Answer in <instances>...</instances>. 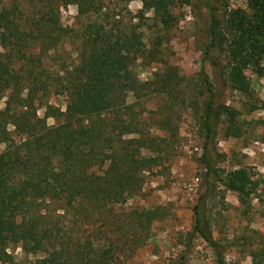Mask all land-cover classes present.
Instances as JSON below:
<instances>
[{
    "label": "trees",
    "instance_id": "trees-1",
    "mask_svg": "<svg viewBox=\"0 0 264 264\" xmlns=\"http://www.w3.org/2000/svg\"><path fill=\"white\" fill-rule=\"evenodd\" d=\"M133 1L162 27L171 23V0H0V264H9L6 250L15 243L34 257L30 264H126L163 218L164 208L131 202L147 178L168 172L177 156V117L166 100L182 81L171 68L138 81L134 61L154 51L145 49L138 26L124 28L108 8ZM214 3L202 0L209 43L190 105L206 177L212 174L213 183L248 209L258 181L244 167L212 171L207 146L218 134L239 138L243 122L238 111L215 102L202 63L213 49L222 53L220 78L246 99V114L257 110L245 71L260 74L264 61V0H246L250 13L229 11L223 23ZM67 5L76 8L80 25L71 33L59 21ZM65 43L76 44L75 58L57 63L53 55ZM50 97L64 98L63 111L44 102ZM154 99L163 106L147 110ZM48 119L54 124L47 126ZM210 193L206 186L193 207L189 236L223 264L202 213Z\"/></svg>",
    "mask_w": 264,
    "mask_h": 264
},
{
    "label": "rangeland",
    "instance_id": "rangeland-1",
    "mask_svg": "<svg viewBox=\"0 0 264 264\" xmlns=\"http://www.w3.org/2000/svg\"><path fill=\"white\" fill-rule=\"evenodd\" d=\"M15 0H2L6 5ZM108 8L120 17L124 28L138 26L145 49L154 51L152 58L135 60L133 72L138 81L145 82L165 68L174 69L181 78L177 92L166 100L175 112L178 141L174 143L177 156L171 161L168 172L147 178L140 196L133 204L144 209L156 206L164 208L163 218L154 222L146 237L145 245L136 251L126 264H215L212 250L196 236L190 237L193 225V207L199 203L206 186L211 193L206 199L202 213L208 220L211 238L219 246L223 264H264V61L260 74L245 71L257 110L246 114V99L233 92L220 78L224 55L213 49L210 58L202 63L213 88L216 103H221L239 113L243 122L239 138H224L218 134L207 153L212 171L222 175L244 167L258 181V191L250 207L239 206L235 194L213 183L212 174L207 178L200 158L203 139L198 129L197 117L190 101L198 90V72L208 45L207 15L202 0H171L169 8L172 21L167 27L158 23L156 15L145 11L137 1ZM216 17L223 23L229 11L250 13L246 0H215ZM76 8L67 5L60 9L59 21L68 33L77 31ZM76 44L61 45L54 56L57 63L67 64L75 58ZM5 95H0V110L4 107ZM64 109L63 97H50L44 101ZM158 99L146 104L147 110L161 107ZM38 118L43 116V105L37 108ZM51 119L47 126L53 125ZM130 203V204H131ZM9 264H30L33 256H24L19 243L6 250ZM252 255L254 258L252 259Z\"/></svg>",
    "mask_w": 264,
    "mask_h": 264
}]
</instances>
